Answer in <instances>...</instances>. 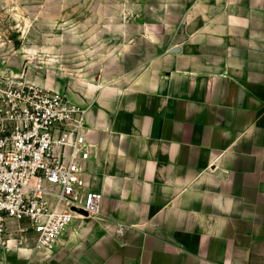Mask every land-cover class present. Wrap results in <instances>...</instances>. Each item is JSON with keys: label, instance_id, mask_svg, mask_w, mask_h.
Masks as SVG:
<instances>
[{"label": "crops", "instance_id": "obj_1", "mask_svg": "<svg viewBox=\"0 0 264 264\" xmlns=\"http://www.w3.org/2000/svg\"><path fill=\"white\" fill-rule=\"evenodd\" d=\"M141 28L112 57L121 78L68 94L86 108L99 213L16 256L264 264V0H190L170 42Z\"/></svg>", "mask_w": 264, "mask_h": 264}, {"label": "built area", "instance_id": "obj_2", "mask_svg": "<svg viewBox=\"0 0 264 264\" xmlns=\"http://www.w3.org/2000/svg\"><path fill=\"white\" fill-rule=\"evenodd\" d=\"M87 131L86 108L65 92L0 70L1 246L54 249L76 216L99 213Z\"/></svg>", "mask_w": 264, "mask_h": 264}, {"label": "rangeland", "instance_id": "obj_3", "mask_svg": "<svg viewBox=\"0 0 264 264\" xmlns=\"http://www.w3.org/2000/svg\"><path fill=\"white\" fill-rule=\"evenodd\" d=\"M189 3L0 0V70L67 95L83 85L121 78L125 66L112 58L121 54V44L133 41L142 26L148 37L156 30L163 41L170 42L173 27L182 22ZM19 248L0 245V264H25L16 256Z\"/></svg>", "mask_w": 264, "mask_h": 264}, {"label": "water", "instance_id": "obj_4", "mask_svg": "<svg viewBox=\"0 0 264 264\" xmlns=\"http://www.w3.org/2000/svg\"><path fill=\"white\" fill-rule=\"evenodd\" d=\"M80 212H82V213H84L85 215H87V212L84 211L83 209H81Z\"/></svg>", "mask_w": 264, "mask_h": 264}]
</instances>
